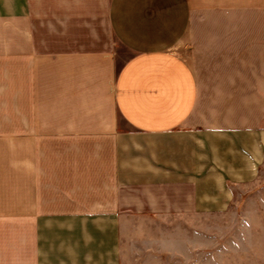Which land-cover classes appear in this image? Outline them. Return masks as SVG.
I'll use <instances>...</instances> for the list:
<instances>
[{
  "label": "crops",
  "instance_id": "1",
  "mask_svg": "<svg viewBox=\"0 0 264 264\" xmlns=\"http://www.w3.org/2000/svg\"><path fill=\"white\" fill-rule=\"evenodd\" d=\"M263 168L264 0H0V264H264Z\"/></svg>",
  "mask_w": 264,
  "mask_h": 264
},
{
  "label": "rangeland",
  "instance_id": "2",
  "mask_svg": "<svg viewBox=\"0 0 264 264\" xmlns=\"http://www.w3.org/2000/svg\"><path fill=\"white\" fill-rule=\"evenodd\" d=\"M118 54L120 56V62L123 61L129 55L128 51H126L125 49L120 48L119 46H118ZM260 179H264V168L262 169V173H261ZM243 192H245V189H244ZM243 192L242 193L240 192L239 194H243ZM249 193H250L249 190H247V192L245 194L248 195Z\"/></svg>",
  "mask_w": 264,
  "mask_h": 264
}]
</instances>
